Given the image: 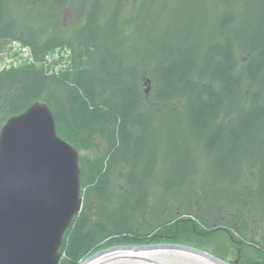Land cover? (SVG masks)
I'll list each match as a JSON object with an SVG mask.
<instances>
[{
	"label": "trees",
	"instance_id": "obj_1",
	"mask_svg": "<svg viewBox=\"0 0 264 264\" xmlns=\"http://www.w3.org/2000/svg\"><path fill=\"white\" fill-rule=\"evenodd\" d=\"M68 1L0 0V38L20 39L37 59L56 46L71 50L59 72L48 64L0 70V131L41 100L80 151L85 205L64 235L66 262L110 242L199 237L197 222L173 205L212 204L222 192L238 202L248 191L264 223V0H71L70 23L44 37ZM161 129L184 134L168 145L176 158L164 177L173 182L162 186L176 199L159 209L139 187L144 197L133 206L144 199L146 211L124 198L113 204L114 190L157 177ZM204 170L219 183L205 182ZM147 217L157 223L144 230Z\"/></svg>",
	"mask_w": 264,
	"mask_h": 264
},
{
	"label": "water",
	"instance_id": "obj_2",
	"mask_svg": "<svg viewBox=\"0 0 264 264\" xmlns=\"http://www.w3.org/2000/svg\"><path fill=\"white\" fill-rule=\"evenodd\" d=\"M82 207L80 151L38 100L0 131V264H60Z\"/></svg>",
	"mask_w": 264,
	"mask_h": 264
},
{
	"label": "rangeland",
	"instance_id": "obj_3",
	"mask_svg": "<svg viewBox=\"0 0 264 264\" xmlns=\"http://www.w3.org/2000/svg\"><path fill=\"white\" fill-rule=\"evenodd\" d=\"M16 1L17 4L28 5L26 4V1L28 0ZM46 3L47 0H42L43 5H45ZM71 5V0H69L68 3L65 5L64 10L60 16V21L56 23L55 26H52V24L50 27L47 28V31H41V34L44 37L47 38L51 36L52 33L54 34L56 31H59V29H65V26L70 23L69 20L71 18ZM35 15L36 13L34 12L32 15L33 18H35ZM32 25L36 26V23L33 22ZM70 59L71 50L65 46H63V48H60L59 46L51 48L45 53L42 58L37 59L34 55L32 47L24 44L20 39L0 38V70H7L12 68L15 69L27 64H38L40 66H45L46 64H48V66L52 67V69H50L51 71L59 72L60 70L69 67V65L71 64ZM145 87L148 88V85H145ZM159 133L160 134L153 139L156 143L159 144L158 153L156 155L157 167L159 169L157 172H155L157 174V177L154 179V181L149 182V184L148 182L138 181L136 183V186L127 185L126 190L124 191H121L119 189L114 190L112 192L113 204L117 205L118 202H120L124 198L128 199V209L135 207L139 213L146 211V204L144 202V199L143 202L138 206H133L135 199H139V197H144L143 195L140 196L142 193L140 191V188L142 190V187L144 190L149 189L151 197L157 200L159 209L164 206V200H166L167 202V200L169 199H176V197H174L173 192H168L164 195L162 186L165 183L172 184L173 182L172 179L164 177V172L170 171L168 169L169 165H174L176 158V156H174L173 159H170L172 156L167 155L168 152H173L174 150V147L168 145L174 144L172 143L174 141H176V143H178V141H182V139H184L182 135L184 134L182 131H179L177 134H175L174 132L171 133V131L167 129H161ZM178 147L179 149H181L180 146ZM193 149L194 148L192 143L190 152L195 154L196 151H194ZM143 159L144 158H142V160ZM196 168L206 169L204 163L199 159ZM208 171L204 170L200 174L206 177L205 182L210 184L219 183L210 180ZM243 176L245 179L248 177V175L246 174H243ZM244 178H240V181L242 183H245ZM198 181L201 183L204 182V179L200 176L198 178ZM251 184L254 185L256 188L258 187L257 180H251ZM196 190L197 192H202L200 186H197L195 191ZM185 191H188V189H186ZM217 196H219L221 200L217 202L215 201V203L212 204L205 203L204 205L199 206V204L196 205L194 203L195 201H184L181 203L180 206L173 205L175 211H178V213L175 214H181L180 212H183L185 213L184 215H187V217L192 216L191 219H194L195 222H197V228L202 233L199 237H190L185 239L183 238L184 240L182 239L183 241L181 242H173L168 237L164 236L162 240L154 242L151 241L147 243H105L102 247L96 249L94 252L86 256L82 261L77 264H86L94 260L100 254H103L113 249L128 250L170 247L183 248L186 250H193L202 254H207L216 261H218L220 264H264V223L260 213L255 211L256 208L254 206L253 208L251 206V204L253 205V203H251L252 195L248 193V191H243L238 197V202L229 200L227 198V193L225 192H222ZM170 206L172 205L170 204L168 207ZM148 221H150L149 217H147V219H145L144 221L145 224H147L144 226V230L149 227H152V225L154 226L155 223H157L154 222V220L150 222ZM62 253L63 255L60 260L61 264H75L68 261L66 262V259L64 258L65 254L64 252ZM175 262L178 264L180 263L179 260H176Z\"/></svg>",
	"mask_w": 264,
	"mask_h": 264
},
{
	"label": "bare ground",
	"instance_id": "obj_4",
	"mask_svg": "<svg viewBox=\"0 0 264 264\" xmlns=\"http://www.w3.org/2000/svg\"><path fill=\"white\" fill-rule=\"evenodd\" d=\"M220 264L207 254L183 248L109 250L86 264Z\"/></svg>",
	"mask_w": 264,
	"mask_h": 264
}]
</instances>
